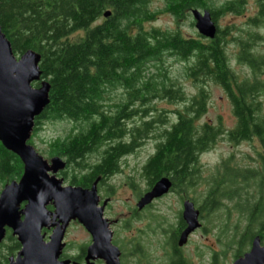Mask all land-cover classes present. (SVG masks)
Masks as SVG:
<instances>
[{
    "label": "trees",
    "instance_id": "16d2710c",
    "mask_svg": "<svg viewBox=\"0 0 264 264\" xmlns=\"http://www.w3.org/2000/svg\"><path fill=\"white\" fill-rule=\"evenodd\" d=\"M150 1L0 0V29L13 54L20 57L32 51L40 57L41 79L32 87L38 88L41 81L49 85L48 105L34 119L28 144L33 145L44 122L73 123L76 131L52 141L50 149L65 161V169L70 167L67 185L86 189L102 175L101 168L116 173L114 157L131 154L151 139L156 141L155 152L144 164L143 175L152 183L168 177L193 178L191 164L198 163L221 136L233 144L256 141L260 150L250 167L222 162L208 182L205 211H215L228 201L243 217V225L235 228L238 235L241 230L235 256L239 259L244 243L248 246L258 237L264 245V53L257 49L264 38L251 31L233 38L237 64L250 71L240 76L227 56L230 29H220L217 21L226 14L241 15L244 0L218 8H210L207 0H164V8L154 13L147 9ZM194 10L210 14L216 26L213 39L145 27L155 14H168L179 22ZM107 11L111 15L104 18ZM247 26L264 29V0H258V11ZM166 57L187 63L183 74L196 88L192 96L165 77ZM208 84L223 91L235 119L233 129L224 130L220 122L196 124L207 110ZM164 101L182 104L175 123L167 125L162 114L152 117L157 112L153 104ZM99 154L105 163L91 173L92 158ZM22 173L20 159L0 144V193ZM19 249L8 232L0 244V264H8Z\"/></svg>",
    "mask_w": 264,
    "mask_h": 264
},
{
    "label": "water",
    "instance_id": "95a60500",
    "mask_svg": "<svg viewBox=\"0 0 264 264\" xmlns=\"http://www.w3.org/2000/svg\"><path fill=\"white\" fill-rule=\"evenodd\" d=\"M110 15L107 11L103 17ZM191 16L196 32L213 39L216 26L210 14L194 10ZM39 63L40 57L32 51L16 57L0 29V144L23 164L20 180L6 185L0 193V244L8 229L20 245L19 253L10 258L8 264H65L58 261L63 237L61 230H55L47 244L41 236L50 216L63 228L77 219L89 232L97 233V241L105 237L109 242L108 233L95 229L103 223L102 210L97 208L95 185L90 190L63 186V181L56 176L65 169V161L54 157L47 162L28 144L34 119L42 114L49 102L47 82L41 81L38 88L32 87L41 79ZM170 187V181L161 178L138 207L168 193ZM49 203L54 204L52 215L46 211ZM182 217L186 229L180 237V246L200 227L199 213L191 203L184 205ZM233 264H264V245L260 239L254 238L249 252Z\"/></svg>",
    "mask_w": 264,
    "mask_h": 264
},
{
    "label": "rangeland",
    "instance_id": "374dc122",
    "mask_svg": "<svg viewBox=\"0 0 264 264\" xmlns=\"http://www.w3.org/2000/svg\"><path fill=\"white\" fill-rule=\"evenodd\" d=\"M210 8H218L224 5L226 2L233 0H207ZM164 8V0H151L147 9L150 13L161 11ZM258 9V0H244V11L241 15L226 14L224 17L219 18L217 26L222 29H230V33L227 36V56L229 59L230 67L240 76L249 75V69L238 65L236 62V56L238 54L237 48L233 43V38L243 36V32L251 31L256 32L259 36L264 38L263 28H251L247 26V20L255 17ZM194 20L191 15H187L185 18L175 21V19L168 14H155V18L145 25L146 29L156 28L160 30L168 31H180L184 37H195L197 32L192 25ZM258 51L264 53V41L258 42ZM187 63L178 61L173 57H166L164 59L163 69L165 70V77L177 81L178 85L184 90L187 96H192L196 92V88L192 81L184 77L183 69ZM161 70V71H162ZM152 73H157L156 70H152ZM208 92V106L207 110L196 122L197 125L209 124L217 126L220 122L224 130H231L235 126V119L232 115L231 106L226 99L223 91L212 84L207 85ZM261 101L263 104L264 112V93L261 95ZM154 109L157 111L152 114V117L162 114L167 121V125L175 123V112L182 110V104L174 105L167 102L154 103ZM163 111V113H160ZM150 117L149 115H147ZM74 124L70 121H48L44 122L39 128L37 133L33 137V149L44 158L47 162L51 158H54L53 152L50 149V143L52 141L65 139L73 131H76ZM155 143L153 139L144 142L142 146L135 149L126 160H123L120 166V176L116 178L115 186L121 185L128 180H133L131 183L133 187L142 189L145 185V181L140 178V170L144 166L147 159L155 152ZM259 145L256 141L245 142L240 144H233L227 141L226 136L219 137L214 145L202 153L198 158L197 167L200 170L199 180L201 184L206 186L209 190L210 186L208 182L215 175L216 169L222 164V162L229 161L232 164L246 167L252 164L251 159L255 158L256 151H259ZM93 159V158H92ZM90 162V161H89ZM65 177H58L63 181V186L67 187L66 177L70 176V167L63 170ZM16 181V180H15ZM18 182V181H16ZM195 184V183H194ZM199 184V183H198ZM197 187V185H194ZM203 189V188H202ZM3 188H1V191ZM196 194L201 192V188L193 189ZM117 198H120L119 202H123L129 197L131 189L127 191L117 190ZM119 202L115 204L119 206ZM223 207L218 208L212 212H206L203 214L201 224L204 229L195 231L196 233L190 236V245L186 249L185 255L187 256L189 264H233L237 255L236 245L239 235L235 233L236 224L243 225V217L237 210L232 209L233 203L224 201ZM23 206V205H22ZM21 206V207H22ZM229 207V208H226ZM171 212H168L169 209ZM158 215L170 222L176 223V213L178 211V204H173L171 199L164 200L163 203L158 205ZM74 233L71 234L73 237ZM70 237V236H69ZM70 237V239H71ZM243 254L249 252L250 245L244 243ZM3 252V251H2Z\"/></svg>",
    "mask_w": 264,
    "mask_h": 264
},
{
    "label": "flooded vegetation",
    "instance_id": "af4514ba",
    "mask_svg": "<svg viewBox=\"0 0 264 264\" xmlns=\"http://www.w3.org/2000/svg\"><path fill=\"white\" fill-rule=\"evenodd\" d=\"M131 154L120 158L114 157L118 166L116 173L108 174L101 168L102 175L94 177L91 185L86 188L90 190L95 185L98 200L97 208L102 210L103 221L102 225L95 229L109 234L108 243L105 237L102 241H97V233L95 232L94 235V233L89 232L77 219L71 220L63 228L62 224L59 223L58 225V221L53 222V217L50 216L48 225L42 228L41 236L46 244L55 230L60 229L63 233L59 262L65 264H189L185 253L190 245V236L196 232L194 231L187 237L184 245H179L180 237L186 229L182 217L184 205L191 203L194 209L198 211L200 224L198 230L202 231L204 227L201 224V219L206 213L205 208L208 201V190L198 179L200 170L197 163L190 166L189 172L194 174L193 178L178 180L168 177L167 179L171 183L168 193L152 199L140 208L138 204L152 191L157 182L152 183L143 175V167L140 170V178L145 181L142 189L133 187L131 185L133 180H128V182L118 186L113 185L116 182L115 179L119 178L121 174L122 161ZM104 163V155L99 154L92 159L88 171L93 173L96 166H103ZM194 188H201V192L199 190V194H196ZM118 189L124 192L128 189L132 191L128 198L119 202L121 199L117 198ZM166 199H171L173 204H178L176 223L158 215V205ZM117 202H119L118 207L115 206ZM46 211L50 215L54 214V204L49 203L46 206ZM171 211L170 208L168 212ZM8 232L11 235V231L8 229L6 235ZM72 233H74L73 237H71ZM12 238L19 245L17 239L13 236ZM19 251L20 249L14 256Z\"/></svg>",
    "mask_w": 264,
    "mask_h": 264
}]
</instances>
